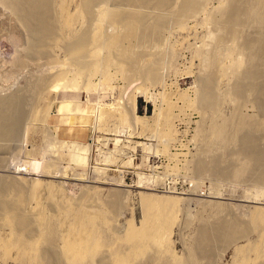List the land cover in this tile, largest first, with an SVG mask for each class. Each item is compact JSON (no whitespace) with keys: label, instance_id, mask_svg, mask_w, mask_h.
I'll list each match as a JSON object with an SVG mask.
<instances>
[{"label":"rangeland","instance_id":"1","mask_svg":"<svg viewBox=\"0 0 264 264\" xmlns=\"http://www.w3.org/2000/svg\"><path fill=\"white\" fill-rule=\"evenodd\" d=\"M8 1L0 0V98L10 96L13 93L17 96L19 94L20 98L23 96L21 98L23 103H20L23 115L19 114L22 115V118L19 117V126L16 129L18 132L15 131L14 134L16 135L11 138L14 139H10L11 141L8 140V142L5 140L6 142L2 144L5 146L0 145V178L3 180H0V185L12 188L13 186L16 187L15 183H17L18 189L13 187V190L7 191L10 190L7 187L5 191L0 186V195L4 191L0 199L2 201L7 199L6 205L12 207V209L16 204L18 207V201L21 202L22 200L20 207L15 206L18 209L17 211L21 208L20 212L14 211L15 208L13 210L6 208V210L9 211L10 209V211L19 213L18 215L23 214V217L26 215V219L32 226L27 221L29 225L27 223V227L24 228L27 229L31 226L32 229L29 228V231H27L28 229L25 230L24 228L19 230L17 226L15 228L14 224L9 220L7 221L8 217L3 216L4 214L8 215L5 213L7 211L4 210L5 212L3 211L4 214H2V208H0V212H2L0 213V242L15 240L14 237H18L15 234L18 230L17 234H23L22 236L29 241L39 240L38 245L41 247L39 248L41 252L37 251L40 256L38 255L36 262V260L31 261V256L21 255L18 248H12L7 253L4 252V249H0V264H38V258L41 259L39 264H56L58 262L54 263V261L57 258L56 261H61L58 264H77L67 261L64 257L63 243L66 237L69 238L73 225L75 226L77 218L75 215L81 213V217L84 211L85 213L89 211L88 213L95 215L94 230L98 232H96L98 235L100 234V237H98L101 238L100 240L104 244L101 249L102 252L101 250L99 253L97 252L90 263L113 264L116 251L127 252V255L132 253L133 244L125 239V233L128 234L127 230H129L128 227L130 228V223L137 227L142 226L141 223H143L146 216L144 202L146 195H153L151 197L157 199V201L160 200V203H165L170 197H179L180 199L176 204L178 210H176L175 221L171 224V233H169V250L162 247L163 244L160 245L161 248L153 246L145 252L146 254L140 255L141 258L140 256L138 258L132 257L134 264H205L207 261L208 264H240L239 261L242 260L246 249L248 250L246 255L249 254L248 257L253 258V264H264V256L257 254L258 252L254 250L253 246L264 243L261 237L264 226L257 223L256 225L253 222V217L251 218V213L255 210V207L264 210V175L261 173V170L264 173V168H262L264 167V155H261L262 161L261 159L258 161L257 158L256 161L258 162H255L254 157L258 156L256 152L250 149L253 147H247V149H250L249 151L246 148L242 150L245 146L241 143V141L244 142L243 137L246 133H250L249 136L246 135L247 137L254 133L256 135L253 136L254 142L259 141L261 145L257 143V146L260 150L263 149L264 152V99L262 101L263 94L260 95V90H264V86H262L264 85V1L204 0V2L198 0V2L197 0H167L169 3L167 5V2L163 0H151L150 3L147 1L148 3L146 2L147 4L144 3L142 6L139 5L140 3H136L137 6H135L132 4L133 0H131L132 2L121 0L123 2L120 1V3L118 0H105L104 2L99 0L100 3H98V0H92L97 2L95 4L94 2L91 3V0H52L50 3L48 2L51 5H49L50 10H52L49 12L54 13L53 20L56 19L54 22H58L57 25L60 26L57 28L53 24L57 28V32L53 30L54 35L58 33V36L51 37L52 40L50 38V41L49 37L47 40V35L43 34L45 29L42 30L44 31L42 35L50 42L48 43L45 40L47 44L44 43L45 46L42 45L44 41H40L42 37L38 36L41 32L40 29H43V25L42 27L39 25V31L35 27L39 33L34 32L33 26L32 30H30L31 26H27L29 22H31L30 25H38V18H31L32 20L36 19L33 21L36 25L32 24L29 19L28 23L22 21L21 16L13 12L12 4ZM86 2H90L92 5L89 6L90 3H88L87 6ZM258 2L260 3L257 4ZM80 4L81 6H79ZM83 5L84 7L85 5L88 8L90 7V9L87 7L84 9ZM21 6L23 5L21 4ZM191 9L193 12H191ZM62 10L65 12L62 13ZM88 10L89 12L92 11L89 14L84 13ZM106 10L110 11V14L109 11L107 13V15H110V18L108 15L109 19L115 12L116 14L120 12V15L123 14L124 18L130 12L140 14L138 17H141V19L138 18L139 21L135 20L137 22L132 23L135 24L134 36L126 40V43L122 42L128 53L131 50L130 57L127 56L124 61L122 59L127 55V51L125 47H120L122 43L117 46L123 48L122 51L118 48L122 54L125 51L124 57L119 53L120 51H115L116 46L111 50L113 42L109 43L108 40L115 39L116 35H118V38L120 35L124 37L128 31L127 27L130 26L126 27L127 24L125 25V23L129 21L126 20L127 22H125V19H122L121 22V17L118 22H112L113 20L107 22V15L102 13ZM113 10L115 11L113 12ZM85 14L89 16H85ZM90 14L94 15L91 17ZM100 14L103 15V17L100 16L101 18L107 19H101L103 22L99 23L101 21ZM48 15V21L53 22L52 17H50L52 14ZM69 17L70 20L73 17L74 25L72 21L70 22L73 28L71 26L69 28L65 24V18L69 19ZM38 20L40 22V19ZM62 23L66 25L65 31L62 30L64 28ZM110 23L112 25L114 23V25L120 24L117 28L111 26ZM99 26L104 30L106 29L105 31L100 30V32L104 31L103 37L105 38L104 40L102 37L104 41L101 45L95 41V34L90 35L91 32L97 31ZM55 28L52 27V29ZM59 28L62 32H65V34L63 33L64 36L59 34L61 33L58 30ZM87 30L90 32L89 35L86 33L88 35L87 39L89 37L87 41H94L95 46L89 44V49L87 44L90 42H87V47L85 46L87 51H84L89 53V49L90 54L86 53V56L83 54L84 61L81 57L80 61L78 59L74 61L72 54L69 53L71 49L69 50L67 46L71 44L69 40L75 41L72 37H79V34L82 35L81 37L85 36ZM98 32H95L96 35H98ZM100 32L99 34L102 35V32ZM33 33L37 36H34ZM60 35L63 36V39ZM37 37L40 38L39 41L36 40ZM106 39L111 45L109 48L106 45ZM35 42L37 43L36 46L38 45L37 47L44 48L39 49L31 44H35ZM64 43L68 48L63 46ZM96 46H99V48ZM95 51L97 54H95ZM119 56L123 58L119 59ZM132 57L133 59L129 60ZM108 60H112V62ZM126 60L131 62L126 63ZM81 61L82 64H80ZM153 61L156 67L151 64ZM132 63L134 65H131ZM147 65L148 68H152V66L156 70L159 68L157 70L159 72L157 74L156 72H154L155 74L152 73L153 69L149 70ZM95 66L97 67L96 71L93 69ZM147 69L152 74L145 71ZM65 70L66 72H63ZM61 71L63 74L60 73ZM146 72L152 75L151 79L149 78L151 75L145 74ZM252 73L256 77L251 76ZM60 74L66 76L64 78H61L62 76L58 77ZM212 74L216 75V79ZM256 74L259 77L261 76L262 79L257 77ZM204 80L216 81L215 85L211 82L212 86L214 85L213 89H209L207 83L211 84L206 83ZM75 81L79 84H74ZM87 82L94 84L91 91L84 89ZM70 84L76 85V87L71 88ZM239 84L243 85L245 91L242 88L240 89L241 86L238 87ZM57 85L59 86L55 87ZM231 85L233 87L236 85L237 87L234 88L239 89L242 93ZM253 85L255 86L252 87ZM202 87L212 90V98L209 91ZM258 87H262V89L259 90ZM201 89L208 91L206 93L210 96V102L205 99L206 93L203 95ZM235 90L240 94H235ZM199 93L205 98H201ZM256 93H259V95ZM217 95L218 98H215ZM256 96L260 99L258 100ZM133 99L136 103L135 108L133 107ZM196 99H200V103ZM168 102L173 104V110L170 120L171 125L169 124L167 127L165 112ZM203 105L205 108L202 107ZM129 106H132V108ZM133 108L138 119H134L136 122L131 120V123H129V120L128 123L125 121L127 124L124 123L121 119L122 111L124 113L125 109L132 110ZM107 110L108 112H106ZM133 121L134 123H132ZM215 125H222V127L227 125L225 127L227 130L223 128L224 133H221L224 136L221 134L219 136V133L216 135L215 130L217 128ZM68 129L77 130L84 137H72ZM252 130L255 131L252 132ZM165 131L169 133L166 135ZM255 137L257 141H255ZM250 138L252 139V137ZM64 141H66V148L62 144ZM78 143L87 146V150L82 152V157H86L84 166L71 161L70 153L77 151ZM241 146L243 147L241 148ZM247 151L249 153H245ZM215 163L217 164L215 165ZM202 164L204 166L201 167ZM220 164L222 165L220 166ZM254 165L259 168L256 166L254 168ZM34 166L40 176L15 173L18 168H34ZM44 172L47 174L45 175ZM55 172L58 176L54 175ZM13 173L14 175H12ZM77 173H81L84 177ZM75 174L79 176L76 177ZM259 175L262 177H259ZM12 176L25 178L26 183L24 184H28L25 187ZM10 177L13 179L11 180ZM33 178L41 180V186L37 190L33 188ZM259 178L263 180L260 181ZM4 179L8 182L11 181L7 184ZM15 180L17 182H14ZM18 183L23 185V188L20 185L18 186ZM119 185L121 187H118ZM111 188L124 190L120 200V202L123 200L121 202L122 206L120 204L121 208L119 206L117 209L113 206V198H111L113 197L111 192L113 190ZM21 195L22 197H20ZM9 202L11 203L7 204ZM12 203L16 204L12 206ZM241 209L243 212H241ZM237 214L238 216H235ZM224 219H226L225 222ZM239 219L247 222L244 225L243 221ZM215 220L217 225L218 222L219 225L223 223L228 225V223L232 224L234 221L236 222L233 224H237L239 221L240 224H238L246 227L243 229L247 230V233L244 230L240 232L242 234L236 232L241 240L238 237L236 239V234L232 235L233 240L236 241L228 238L227 243L230 239L235 242L233 244H227L226 241V244L223 243L224 241L217 242L215 245V248H217L214 251L216 254L213 252L210 259H207L206 256L204 259L201 250L203 238L200 237L204 236L208 228L213 229V224L216 225ZM220 222L222 223L220 224ZM205 225H209L208 228ZM22 229H24L23 232ZM203 229L206 231L203 232ZM198 244L201 246L199 247ZM217 244L226 247L220 246V248ZM252 248L254 251H252ZM199 250L201 251L199 252ZM239 252L240 254H238ZM53 253L56 254V258H53ZM111 253H114V255ZM173 254L177 257H174ZM173 260H177V262ZM90 263L87 261V264Z\"/></svg>","mask_w":264,"mask_h":264},{"label":"bare ground","instance_id":"2","mask_svg":"<svg viewBox=\"0 0 264 264\" xmlns=\"http://www.w3.org/2000/svg\"><path fill=\"white\" fill-rule=\"evenodd\" d=\"M10 1V2H9ZM8 2L9 3H11L12 4V7H13V12H15L16 14H19V16H21V18L23 19L22 21H26V23H28V19L29 20H31L32 21V24L34 23L33 21H35L37 18L38 19H40V22H39V20L37 19V24L38 25H36L35 23V25L36 26H34V25H30L31 24V22H29L28 24H27V26L28 27H30V30H32L31 28H32V26H33V29H34V32H37V33H39L38 31H39V29L38 28H40V26L39 25H41V27H42V25H43V29H40V35H38V36H40V37H42V38H44L43 40H42V38H41V42L42 41H44V42H42V45L45 43V37L42 35V32H44L43 34H45V35H47L46 36V38H47V40H48V37H49V41H50V38L52 37V38H54V37H56V36H58V33L57 34H55L54 35V32H57L56 30H57V28L60 26H58L57 25V23L56 22H54V20L56 21V19H54L53 20V17H54V13H51V12H49V11H52V10H50V2L52 1V0H9ZM86 1H88V0H86ZM102 1V0H101ZM105 0H103V2H104ZM119 1V3H120V1L121 0H118ZM129 1H131V0H129ZM128 0H124V2H129ZM149 1H151V0H133V2H132V4L133 5H135V6H137L136 5V3H140L139 5H144V3L145 4H147ZM163 1H166L167 2V0H163ZM175 1V0H174ZM183 1V0H182ZM198 1V0H197ZM196 1V2H197ZM202 1H204V0H202ZM201 1V2H202ZM260 1V0H259ZM264 1V0H263ZM49 2V3H48ZM82 2V1H81ZM85 2V1H84ZM91 3H93L94 1H90ZM90 2H86L87 3V6H88V3H90ZM110 2V1H109ZM121 2H123V1H121ZM130 2V3H131ZM147 2V3H146ZM185 2V1H184ZM183 2V3H184ZM199 2V1H198ZM205 2V1H204ZM261 2V1H260ZM260 2H258L257 4H259ZM83 3V2H82ZM85 3V4H86ZM90 3V5L89 6H91L92 4ZM95 3H97V2H94V4ZM98 3H100L99 2V0H98ZM102 3V2H101ZM118 3V2H117ZM141 3H143V4H141ZM150 3V2H149ZM163 3H165V2H163ZM163 3H161L162 5H163ZM21 4L23 5V6H21ZM152 4V3H151ZM157 4H159V3H157ZM169 3L167 2V5H168ZM182 4V3H181ZM198 4V3H197ZM264 4V3H263ZM10 5V4H9ZM50 5V6H49ZM193 5H196V4H193ZM200 5V4H199ZM53 6V5H52ZM54 6H55V4H54ZM79 6H81V4L79 5ZM86 5H85V7H87ZM94 6V5H93ZM164 6H165V4H164ZM184 6H185V3H184ZM183 6V7H184ZM198 6V5H197ZM201 6V5H200ZM11 7V8H12ZM84 7V5H83V8L84 9H86ZM95 7V6H94ZM195 7V6H194ZM234 7H235V5H234ZM7 8V7H6ZM52 8H54V7H52ZM63 8V7H62ZM82 8V7H81ZM88 8V7H87ZM92 8V7H91ZM181 8V7H180ZM188 8V7H187ZM55 9V8H54ZM54 9H53V12H54ZM88 9H90V7L88 8ZM105 9V8H104ZM192 9H197V8H192ZM192 9H191V12H193L192 11ZM199 9V8H198ZM236 9V8H235ZM234 9V10H235ZM63 10H65L64 8H63ZM62 10V11H63ZM231 10V9H230ZM66 11V10H65ZM65 11H63L62 13H64ZM84 11V10H83ZM83 11H82V13H83ZM87 11V10H86ZM92 10H90V12H91ZM109 11V10H108ZM108 11L106 10V11H102V13L103 14H106L107 15V13H108ZM112 11V10H111ZM115 10H113V12H114ZM116 11H119V10H116ZM183 11V10H182ZM181 11V12H182ZM187 11V10H186ZM89 12V10H88V12H84V13H90ZM126 12V11H125ZM239 12V11H238ZM67 13V12H66ZM83 13V14H84ZM93 13V12H92ZM101 13V12H100ZM117 13H119V14H116V12L113 14V16L111 17V19H109L110 18V11H109V18H108V15L106 16L107 18V22H108V20L110 21H112V22H118V20L120 21V18H121V22L125 19V22H127V21H129V22H127V23H125V25H126V27L128 26V25H130V26H128L127 28H128V31H127V33H125V36L123 37L122 35H120V37L118 38L117 36L118 35H116L114 38L115 39H113L112 37H111V39H113V40H110L109 38H107V39H109L108 40V42L109 43H111V41L113 42L111 45H112V49L111 50H113V47L114 46H116V48L117 49H115V51H120V47L122 46L123 48L125 47V46H123L124 44V42L126 41V40H128V39H130L131 37H133L134 36V34H133V30H135L134 28H135V24H132V23H134L135 22V20H137L139 17V15H137L138 14V12H136V13H134V12H130V14H125L126 15V17L128 18H124L123 17V14H122V16L120 15V12H117ZM183 13H184V11H183ZM187 13V12H186ZM48 14H52L50 17H52V19L51 20H53V22L52 21H48ZM88 14H85V16L86 15H88ZM112 14V13H111ZM180 14V13H179ZM189 14H190V12H189ZM188 14V15H189ZM68 15H69V13H68ZM76 15V14H75ZM80 15V14H79ZM91 15V14H90ZM94 14H92L91 15V17L93 16ZM181 15V14H180ZM183 15V14H182ZM228 15V14H227ZM47 16V17H46ZM56 16V15H55ZM81 16V15H80ZM84 16V15H83ZM89 16V15H88ZM96 16V15H95ZM101 16V14L99 15V17ZM185 16V15H184ZM187 16V15H186ZM230 16V15H229ZM4 17V16H3ZM56 17H58V16H56ZM55 17V18H56ZM75 17V16H74ZM101 17H103V15L101 16ZM100 17V20L101 19H105V18H101ZM227 17V16H226ZM20 18V17H19ZM31 18H36L35 20H32ZM62 18V17H61ZM67 18V17H66ZM65 18V20H66V22H65V24L70 28V26L72 27V24H73V17H71V19L72 20H70V17H69V19H66ZM79 18H81V17H79ZM78 18V19H79ZM87 18V17H86ZM96 18V17H95ZM82 19V18H81ZM105 19V20H106ZM123 19V20H122ZM139 19H141V17L139 18ZM75 20V19H74ZM77 20V19H76ZM127 20V21H126ZM72 21V24L70 23ZM78 21V20H77ZM76 21V22H77ZM99 21V20H98ZM137 21H139V20H137ZM136 21V22H137ZM100 22H103L102 20L101 21H99V23ZM105 22V21H104ZM111 22V23H112ZM135 22V23H136ZM162 22V21H161ZM40 23V24H39ZM96 23V22H95ZM94 23V24H95ZM110 23V25L111 26H119V24L120 23H118V25H112ZM124 23V22H123ZM53 24H55V26H57V28H55V26H53ZM59 24V23H58ZM63 24V23H62ZM65 24H63L64 25V28L62 29V27H61V29L63 30V31H65L66 30V25ZM97 24H98V22H97ZM117 24V23H116ZM122 24V23H121ZM74 25V24H73ZM90 25V24H89ZM88 25V26H89ZM27 26H25L26 28H28ZM39 26V27H38ZM96 26V25H95ZM101 26H103V25H101ZM101 26H99V28H98V30L97 31H99L100 32V30H104L103 28H105L104 26H103V28H100ZM123 26V25H122ZM35 27L37 28V30L35 29ZM52 27H54L55 29H52ZM67 27V28H68ZM91 27V26H90ZM97 27V26H96ZM73 28V27H72ZM87 28H89V27H87ZM86 28V29H87ZM118 28V27H117ZM45 29V30H44ZM60 28L58 29L61 33H59V34H62L63 35V33L65 34V32H62V30H61ZM91 29V28H90ZM29 30V29H28ZM29 30V31H30ZM36 30V31H35ZM42 30H44V31H42ZM51 30H52V32H53V30H54V32L52 33L51 32ZM92 30V29H91ZM96 30V29H95ZM106 30V29H105ZM104 30V31H105ZM230 30H231V28H230ZM93 31V30H92ZM97 31H95V32H97ZM104 31H101L100 33L102 34V35H100L99 34V32H98V35H96L97 33H95V32H88V30H87V32H85V36H83V37H81L82 35H80L79 34V37L78 36H74V37H72V39L74 38V40L75 41H71V39L69 40L70 41V46L69 45H67L68 47H66L65 46V43H64V45L63 46H65L66 48H68L69 50L71 49V52L69 51V53H71L72 55L71 56H73V58H74V61H76L77 59H78V61H80L81 60V58H82V56H83V54L85 55L86 53H88V52H85V51H87L85 48L87 47L86 46V43L87 42H90V43H88L87 45H88V48L90 49V45L89 44H94V41H87L88 39H89V37H88V39H87V36L89 35V33H90V35L91 34H95V41H97L100 45L102 44V42L105 40V38L103 37V33H104ZM114 31V30H113ZM50 35H48V34ZM86 33H88V35H86ZM135 33V32H134ZM34 34V33H33ZM54 36H53V35ZM69 34V33H68ZM67 34V35H68ZM71 34V33H70ZM108 34V33H107ZM42 35V36H41ZM52 35V36H51ZM62 35H60L61 36V39H63V36ZM72 35V34H71ZM93 35H92V38H93ZM124 35V34H123ZM34 36H37V35H35L34 34ZM66 36V35H65ZM109 36V35H108ZM113 36V35H112ZM225 36V35H224ZM75 37H77V38H79L78 40H76L77 38H75ZM102 37H103V39H102ZM107 37V36H106ZM14 38V37H13ZM35 38V37H34ZM52 38H51V40H52ZM70 38H71V36H70ZM170 38V37H169ZM39 37H37V39L36 40H38L39 41ZM65 39V38H64ZM94 39V38H93ZM93 39H91V40H93ZM107 39H106V45L108 46V48L111 46V45H109V43L107 42ZM117 39V40H116ZM123 39V40H122ZM254 39V38H253ZM15 40V39H14ZM35 40V39H34ZM33 40V41H34ZM46 40V41H47ZM55 40V39H54ZM58 40V39H57ZM56 40V41H57ZM66 40L68 41V38L66 37ZM66 40H64V41H66ZM16 41V40H15ZM37 41V42H38ZM68 41V42H69ZM41 42H40V45H41ZM48 42V41H47ZM53 42V41H52ZM92 42V43H91ZM104 42V43H105ZM123 42V43H122ZM48 43H50V42H48ZM57 43V42H56ZM98 43H96V45H98ZM103 43V44H104ZM108 43V44H107ZM119 43H122V45H120ZM126 43V42H125ZM241 43V42H240ZM32 45H35L36 46V42H35V44H33V43H31ZM46 44V43H45ZM45 44L43 45V46H45ZM120 45V47H118L117 45ZM39 45V46H40ZM41 45V46H42ZM47 45V44H46ZM51 45V44H50ZM49 45V46H50ZM30 46V45H29ZM34 46V47H35ZM38 46V45H37ZM36 46V48H39V49H41V48H44V47H37ZM86 46V47H85ZM93 47L95 46V44L94 45H92ZM104 46H105V44H104ZM103 46V47H104ZM48 47V46H47ZM97 48H99V46H96ZM100 47H102V46H100ZM35 48V50H37ZM97 48H95V49H97ZM118 48H120V49H118ZM122 48V49H123ZM128 48V47H127ZM32 49V48H31ZM30 49V50H31ZM34 49V48H33ZM52 49H53V47H52ZM88 49V51H89V53L88 54H90V50ZM122 49H121V51H122ZM85 50V51H84ZM92 50H93V48H92ZM125 50L127 51V49H126V47H125ZM128 50H130V49H128ZM172 50V49H171ZM231 50V49H230ZM32 51V50H31ZM117 51V52H118ZM121 51L119 52L120 54H122L121 53ZM33 52V51H32ZM43 52V51H42ZM50 52V51H49ZM92 52V51H91ZM96 52V51H95ZM161 52V51H160ZM31 53V52H30ZM35 53V52H34ZM38 53V52H37ZM40 53H41V51H40ZM68 53V54H69ZM113 53H114V51H113ZM124 53H125V51H124ZM123 53V54H124ZM130 53H131V50H130ZM130 53H128V51H127V55H125V58H123L124 56H123V54H122V56L123 57H121V56H119V59H121V58H123L122 60L124 61L125 59H126V57L128 56V57H130L129 55H130ZM33 54V53H32ZM44 54V53H43ZM95 54H97V52L95 53ZM111 54H112V52H111ZM120 54H118V55H120ZM217 55V54H216ZM86 56V55H85ZM132 56V55H131ZM261 56V55H260ZM264 56V55H263ZM81 57V58H80ZM84 57V56H83ZM111 57H113L112 55H111ZM149 57V56H148ZM72 58V59H73ZM114 59H115V57H113ZM112 58V59H113ZM156 58V57H155ZM76 59V60H75ZM80 59V60H79ZM107 59H109V58H107ZM114 59H113V62H114ZM133 59V57L130 59L129 58V60H132ZM153 59H154V56H153ZM227 59V58H226ZM59 60V59H58ZM127 60H128V58H127ZM126 60V63L128 62V63H130L129 61H127ZM150 60V59H149ZM161 60V59H160ZM159 60V61H160ZM262 60V59H261ZM54 61V60H53ZM82 61H84V59L82 58ZM82 61L80 62V64H82ZM103 61V60H102ZM108 61H110V60H108ZM118 61V60H117ZM117 61H115V62H117ZM119 61H121V60H119ZM152 61V60H151ZM158 61V60H157ZM223 61V60H222ZM258 61V60H257ZM264 61V60H263ZM262 61V62H263ZM20 62V61H19ZM110 62H112V60L110 61ZM109 62V63H110ZM133 62V61H132ZM139 62V61H138ZM162 62V61H161ZM237 62V61H236ZM236 62H234V63H236ZM260 62V61H259ZM17 63V62H16ZM76 63V62H75ZM78 63V62H77ZM119 63V62H118ZM122 63V62H121ZM149 63H150V61H149ZM157 63V62H156ZM220 63H221V61H220ZM219 63V64H220ZM231 63H232V61H231ZM240 63V62H239ZM258 63V62H257ZM20 64V63H19ZM22 64V63H21ZM20 64V65H21ZM24 64V63H23ZM85 64V63H84ZM96 64H97V62H96ZM95 64V65H96ZM98 64H99V62H98ZM101 64V63H100ZM111 64V63H110ZM114 64V63H113ZM135 64H136V62H135ZM152 65H154V67H156L155 66V64H154V61L151 63ZM158 64V63H157ZM160 64V63H159ZM117 65V64H116ZM123 65V64H122ZM131 65H134L133 63L131 64ZM142 65H143V63H142ZM146 65V64H145ZM149 65V64H148ZM148 65H147V68H148ZM162 65V64H161ZM210 65V64H209ZM236 65V64H235ZM234 65V66H235ZM262 65V64H261ZM19 66V65H18ZM23 66V65H22ZM97 66V65H96ZM92 67L93 69H94V71H96L97 70V67ZM101 66H102V64H101ZM144 66V65H143ZM150 66V65H149ZM159 66V65H158ZM224 66H226V65H224ZM238 66V65H237ZM100 67V66H99ZM131 67V66H130ZM133 67V66H132ZM137 67V66H136ZM151 67V66H150ZM160 67V66H159ZM219 67V66H218ZM259 67V66H258ZM120 68V67H119ZM124 68V67H123ZM122 68V69H123ZM158 68V67H157ZM235 68V67H234ZM239 69H240V66L238 67ZM256 68V67H255ZM254 68V69H255ZM90 69V68H89ZM137 69H138V67H137ZM146 69V68H145ZM149 70H152L153 69V66H152V68H148ZM148 69L147 70H145V71H148ZM155 70H156V68H154ZM153 69V71H151L152 73H154V72H156V74L159 72H157V70L159 69H157L156 71ZM236 69V68H235ZM235 69H234V71H235ZM260 69V68H259ZM219 70V69H218ZM221 70H222V68H221ZM237 70V69H236ZM139 71H141V70H139ZM226 71V70H225ZM238 71V70H237ZM240 71V70H239ZM259 71V70H258ZM63 72H66V70L65 71H63ZM135 72V71H134ZM148 72H150V71H148ZM150 72V73H151ZM215 72V71H214ZM220 72V71H219ZM229 72V71H228ZM247 72V71H246ZM246 72H244V73H246ZM257 72V71H256ZM262 72V71H261ZM59 73V72H58ZM61 74H63L62 73V71L60 72ZM140 73V72H139ZM148 74L147 72L145 73V74H148V75H151V74ZM212 73V72H211ZM216 73V72H215ZM235 73V72H234ZM248 73V72H247ZM254 73V72H253ZM252 73V75L251 74H247V75H251V76H254V77H256L254 74ZM57 74V73H56ZM58 75V77L60 76H62V75ZM64 74H66V73H64ZM144 74V73H143ZM144 74V75H145ZM155 74V73H154ZM153 74V76L155 77V75ZM210 74V73H209ZM217 74V73H216ZM258 74V73H257ZM256 74V75H257ZM260 74V73H259ZM258 74V75H259ZM213 76H215L214 78L216 79V75L215 74H212ZM241 75V74H240ZM243 75H245V74H243ZM242 75V76H243ZM257 75V77H259ZM263 75V74H262ZM66 75H63L61 78H64ZM139 76V75H138ZM141 76V75H140ZM160 76V75H159ZM206 76V75H205ZM236 76H238V75H236ZM264 76V75H263ZM145 77V76H144ZM143 77V78H144ZM151 77H152V75L151 76H149V78L151 79ZM158 77V76H157ZM247 77V76H246ZM261 77V76H260ZM259 77V78H260ZM57 78V77H56ZM142 78V79H143ZM147 78V77H146ZM203 78V77H202ZM206 78H208V77H206ZM210 78V77H209ZM208 78V79H209ZM247 78H249V77H247ZM258 78V79H259ZM42 79V78H41ZM154 79V78H153ZM211 79H212V77H211ZM210 79V80H211ZM242 79H245V78H242ZM251 79V78H250ZM256 79V78H255ZM260 79H262V77L260 78ZM57 80H59V79H57ZM73 81L75 80V78L74 79H72ZM77 80V79H76ZM149 80V79H148ZM203 80V79H202ZM209 80V81H210ZM247 80V79H246ZM257 80V79H256ZM73 81H70L71 83L73 82ZM78 81V80H77ZM77 81H75V83L74 84H79V82H77ZM156 81V80H155ZM160 81V80H159ZM204 81H206V80H204ZM209 81H206V83L207 82H209ZM250 81V80H249ZM254 81V80H253ZM258 81V80H257ZM104 82V81H103ZM148 82V81H147ZM154 82V81H153ZM156 82H158V81H156ZM155 82V83H156ZM212 82V81H211ZM211 82H209L210 84H211ZM216 82V81H215ZM214 81L212 82L214 85L216 84ZM251 82V81H250ZM255 82V81H254ZM253 82V83H254ZM260 82V81H259ZM258 82V83H259ZM235 83V82H234ZM41 84V83H40ZM200 84H202V83H200ZM256 84V83H255ZM71 86V88H75L76 87V85H73V84H70ZM94 84H91L90 82H87V83H85V85H84V89L85 90H87V91H91L92 90V88L94 87L93 86ZM205 86H206V84H204ZM204 85H202V86H204ZM207 85H208V88L209 89H213V86H212V84L211 85H209L208 83H207ZM39 86V85H38ZM59 85H57V86H55V87H58ZM68 86H69V84H68ZM212 86V88H210ZM232 86V85H231ZM236 86V85H235ZM234 86V87H235ZM239 86H241L240 84L238 85V87ZM255 85H253L252 87H254ZM262 86H264V85H262ZM69 87V88H70ZM142 87V86H141ZM233 87V86H232ZM233 87V88H234ZM237 87V86H236ZM36 88V87H35ZM79 88V87H78ZM77 88V89H78ZM100 88H101V86H100ZM203 88V87H202ZM232 88V89H233ZM243 89L244 90V88H243V85L240 87V89ZM259 88V90L260 89H262V87H258ZM203 89H207V88H203ZM203 89H201V90H203ZM234 89H237V88H234ZM251 89V88H250ZM249 89V90H250ZM264 89V88H263ZM208 90V89H207ZM206 90V91H207ZM238 91H239V89H237ZM237 90H235V94L236 93H238V94H240L239 92H241L242 93V91H237ZM256 90H258L257 88H256ZM258 90V91H259ZM205 90H203L202 91V94L204 95L205 93H206V91L204 92ZM209 91V94H210V96L212 95L211 94V91L212 90H208ZM207 91V92H208ZM216 91V90H215ZM214 91V92H215ZM237 91V92H236ZM245 91V90H244ZM261 91V92H260ZM259 92H260V95H262L263 94V96H264V90H260ZM200 92V91H199ZM231 92V91H230ZM234 92V91H233ZM254 92V91H253ZM18 94V93H17ZM209 94H205L206 95V98L204 97V96H202V95H200V93H199V95H200V97L201 98H205V99H207L209 102H210V99H209V97L210 96H208ZM243 94H245V93H243ZM243 94H242V96H243ZM257 94V93H256ZM199 95H198V97H199ZM257 95H259V93L257 94ZM135 96V95H134ZM262 96V98H261V100L263 101V99H264V97ZM23 97V96H22ZM21 97V98H22ZM208 97V98H207ZM257 97V96H256ZM21 98H20V96H19V94H18V96L15 94L14 95V93L12 94V95H10V96H6V97H1L0 98V145L1 146H5V145H2V144H4V142H6L5 140H7V142H8V140H10L11 138H12V136L14 135H16V134H14L15 133V131L16 132H18L16 129H18L17 127L19 126L18 125V123H19V117H21L22 115H23V113H21L22 111H21V109L22 108H20V103L22 104L23 103V101L21 102ZM200 98V99H201ZM211 98H212V96H211ZM215 98H218V95H217V97H215ZM258 98V97H257ZM199 99V100H200ZM205 99H203V100H205ZM260 98H258V100H259ZM132 100V99H131ZM197 100V99H196ZM199 100H197V101H199ZM202 100V99H201ZM260 100V101H261ZM207 101V102H208ZM261 101V102H262ZM202 102H205V101H202ZM132 103V102H131ZM133 103H134V108H135V100L133 99ZM189 103H192V102H189ZM199 103H200V101H199ZM206 103V102H205ZM205 103H203L204 105H205ZM256 103V102H255ZM25 104V103H24ZM198 104V103H197ZM131 105V104H130ZM133 105V104H132ZM200 105V104H199ZM204 105L202 106V107H204ZM210 105V104H209ZM208 105V106H209ZM214 105H215V103H214ZM218 105V104H217ZM262 105V104H261ZM109 106V105H108ZM130 107V106H129ZM174 107H175V105H174ZM201 107V108H202ZM207 107V106H206ZM214 107V106H213ZM130 108H132V106L130 107ZM134 108L132 109V110H128V109H125V112L123 113V111H122V113H121V115H122V117H121V119H122V121H124V123H126L127 121H129V123H131V120H134L135 118H136V120L138 119V117L136 116V114H134ZM199 108V107H198ZM205 108V107H204ZM122 109H124V108H122ZM209 109V108H208ZM79 110V109H78ZM116 110H117V108H116ZM119 110V109H118ZM126 110H128L127 112H126ZM172 110H173V104L171 103V102H168V104H167V107H166V116L164 115V114H162V115H164L165 116V122H167L166 124H167V127H168V125L171 123L170 122V120H171V116H172ZM206 110V109H205ZM204 110V111H205ZM210 110V109H209ZM103 111V110H102ZM114 111V110H113ZM212 111H213V109H212ZM24 112V111H23ZM104 112V111H103ZM106 112H108V110L106 111ZM209 112V111H208ZM112 113H114V112H112ZM111 113V114H112ZM118 113V112H117ZM19 114H22V115H19ZM103 114V113H102ZM105 115V114H104ZM117 115V114H116ZM109 116H111V115H109ZM22 118V117H21ZM105 118V117H104ZM139 118H141V117H139ZM46 119V118H45ZM124 119V120H123ZM121 121V122H122ZM126 121V122H125ZM135 121V120H134ZM134 121L132 122V123H134ZM225 121V120H224ZM235 121V120H234ZM136 122V121H135ZM228 122V121H227ZM245 122V121H244ZM123 123V124H124ZM128 123V122H127ZM126 123V124H127ZM223 123V122H222ZM221 123V124H222ZM226 123V122H225ZM252 123V122H251ZM264 123V122H263ZM137 124V123H136ZM224 124V123H223ZM164 125H165V123H164ZM171 125V124H170ZM218 125V124H217ZM230 125V124H229ZM125 126V125H124ZM227 126V125H226ZM225 126V127H226ZM237 126V125H236ZM215 127L217 128H215L216 130V132L215 133H217L216 135H218V133H219V136H221V135H223V134H221L223 131H224V129L225 130H227L225 127H224V125H223V127H222V125H219V126H216L215 125ZM254 127V126H253ZM224 128V129H223ZM236 128V127H235ZM245 128V127H244ZM257 128V127H256ZM164 129V128H163ZM232 129V128H231ZM238 129H240V128H238ZM247 129V128H246ZM167 130V129H166ZM170 130H171V128H170ZM170 130H169V132H170ZM213 130V129H212ZM223 130V131H222ZM260 130V129H259ZM246 131V130H245ZM244 131V132H245ZM253 131H255V130H252V132ZM261 131V130H260ZM166 132V131H165ZM168 132V133H169ZM251 132V131H250ZM252 132H251V134H252ZM167 132H166V135L168 134ZM171 133V132H170ZM214 133V134H215ZM224 133V132H223ZM232 133V132H231ZM230 133V134H231ZM258 133V132H257ZM221 134V135H220ZM241 134H242V132H241ZM250 134V133H249ZM249 134H247L246 133V135L247 136H249ZM254 134V133H253ZM250 135V137H252V139L254 138L253 136H256L255 134L254 135ZM170 135V134H169ZM244 136L243 138H244V142H242L241 141V143L242 144H244V146L245 147H243V146H241V148H242V150H244V148H246L247 149V147H253V148H250L253 152H256L257 153V156L258 157H254V161L255 162H258V161H260V159L262 158L261 157V155H264L263 153V149L262 150H260L259 149V146H257V143H259V141H257L256 140V137H255V141H257V143L256 142H254V139L252 140L250 137H247V136ZM258 135V134H257ZM224 136V135H223ZM219 138V137H218ZM240 138H242V137H240ZM258 138V137H257ZM14 139V138H13ZM13 139H11V140H13ZM235 139V138H234ZM4 140V141H3ZM10 140V141H11ZM58 140V139H57ZM225 140H227V139H225ZM68 142V141H67ZM210 142V141H209ZM77 143V142H76ZM58 144V143H57ZM62 144H63V147H65L66 146V141H64V142H62ZM68 144V143H67ZM79 144V143H78ZM219 144H220V142H219ZM260 144V143H259ZM261 145V144H260ZM1 146H0V148H1ZM76 146V145H75ZM263 146V145H262ZM52 147V146H51ZM67 147V146H66ZM65 147V148H66ZM261 147V146H260ZM62 148V147H61ZM238 148V147H237ZM76 149V148H75ZM208 149V148H207ZM250 149H247L248 151L250 150ZM63 150H65L64 148H63ZM87 150V146H85V145H78V148H77V151H75L74 153L72 152V153H70L71 154V161H73V163H76V164H81V166L85 163L86 164V162H85V158L86 157H82V152H84V151H86ZM118 150V149H117ZM116 151V150H115ZM209 151V150H208ZM237 151V150H236ZM245 152V153H249V152ZM60 152V151H59ZM253 152H251L252 154H253ZM240 153V152H239ZM243 154V153H242ZM214 155V154H213ZM249 155V154H248ZM254 155L256 156V154L254 153ZM213 157V156H212ZM249 157H251L250 155H249ZM202 158V157H201ZM222 158V157H221ZM259 160H258V159ZM211 159V158H210ZM252 159H253V157H252ZM251 159V160H252ZM256 159L258 160V161H256ZM212 160V159H211ZM206 161V160H205ZM212 161H214V159L212 160ZM216 161V160H215ZM261 161H262V159H261ZM263 161H264V158H263ZM88 162V161H87ZM202 162H203V160H202ZM201 161H200V163H202ZM251 162V161H250ZM221 163V162H220ZM260 164H261V162H259ZM203 164H205V162H203ZM201 165V167L202 166H204V165ZM213 164V163H212ZM217 163H215V165H216ZM219 164V163H218ZM255 164H257V163H255ZM259 164V165H260ZM87 165H88V163H87ZM210 165H211V163H210ZM222 164H220V166H221ZM252 165V164H251ZM262 165H263V162H262ZM261 165V166H262ZM84 166V165H83ZM206 166H208V165H206ZM211 166H213V165H211ZM255 166L257 167V165H254V168H255ZM264 166V165H263ZM209 167V166H208ZM205 168V167H204ZM242 168V167H241ZM257 168H259V167H257ZM262 168H264V167H262ZM213 169V168H212ZM211 169V170H212ZM215 169V168H214ZM217 169H219V168H217ZM222 169H223V167H222ZM16 170V169H15ZM14 170V171H15ZM221 170V169H220ZM260 170V169H259ZM13 171V172H14ZM209 171H210V169H209ZM213 171H215V170H213ZM212 171V172H213ZM262 172V174L264 175V173H263V170H261ZM10 172H12V171H10ZM51 172V171H50ZM205 172H207V171H205ZM255 172V171H254ZM16 174L17 173H19V174H24V175H27V176H40L39 174H38V170H36L35 169V166H34V168H31V167H28V168H26V167H24V168H18V170L15 172ZM45 173V172H44ZM49 173V172H48ZM100 173V172H99ZM202 173V172H201ZM47 173H45V175H46ZM51 174V173H50ZM77 174H79V173H77ZM234 174V173H233ZM241 174V173H240ZM243 174V173H242ZM12 175H14V173L12 174ZM54 175H56V172L54 173ZM62 175V174H61ZM76 175V174H75ZM79 175H81V173L79 174ZM79 175H76V177L77 176H79ZM56 176H58V174L56 175ZM55 176V177H56ZM83 175H81V177H82ZM13 177V176H12ZM84 177V176H83ZM110 177V176H109ZM254 177V176H253ZM259 177H262V176H260L259 175ZM4 178V177H3ZM11 178V177H10ZM13 178H16V180H19L18 182L19 183H22L25 187H26V185L28 184H24V183H26V180H25V178H17L16 176H14ZM13 178H11V180L13 179ZM96 179V178H95ZM257 179H258V177H257ZM0 180H2L1 178H0ZM5 180V179H4ZM10 180V181H11ZM14 181V182H17V181ZM33 188H35L36 190L41 186V180L38 178H33ZM79 180V179H78ZM98 180V179H97ZM259 180L260 181H262L263 179H260L259 178ZM3 181V180H2ZM6 181V180H5ZM5 181H4V183H5ZM9 181V182H10ZM7 182V184H9V182L8 181H6ZM258 182V181H257ZM12 183H13V181H12ZM18 183V186L20 185ZM198 183V182H197ZM261 183V182H260ZM3 184V183H2ZM14 184V183H13ZM16 185V187H14L12 184H10L11 186H13L15 189L17 188L18 189V187H17V183H15ZM3 185H5V184H3ZM23 185H20V187L22 186V188H23ZM116 185V184H115ZM1 186V188H2V190H4L5 189V191L7 190L6 188L8 187L7 185H5V186H7V187H2V185H0ZM12 187V188H13ZM19 187V188H20ZM118 187H121V185H119ZM8 188H10V187H8ZM12 188H10V190H7V191H11V189ZM32 188V189H33ZM86 188V187H85ZM34 189V190H35ZM51 189V188H50ZM112 189V188H111ZM1 190V189H0ZM13 190V189H12ZM21 190H23V189H21ZM61 190V189H60ZM113 191H111L112 193H113V197H111V198H113L112 200H113V202H112V204H113V206H115L116 208L117 207H119L120 206V204H121V206H122V201L120 202V200H121V195H122V193L124 192V190L123 189H118V188H116V189H112ZM110 191V190H109ZM108 191V192H109ZM14 192V191H13ZM6 193V192H5ZM20 193V192H19ZM89 193V192H88ZM87 193V194H88ZM2 194H4V191H3V193ZM1 194V195H2ZM8 194V193H7ZM0 195V196H1ZM18 195V194H17ZM16 195V196H17ZM111 195V194H110ZM254 195V194H253ZM7 196V195H6ZM123 196V195H122ZM151 196H153V195H151ZM151 196H145V200H144V202H145V205H146V216H145V218H144V221H143V223H141L142 224V226L141 227H137V226H134V225H132V223H130L129 225H130V228L128 227V229L129 230H127L128 231V234L126 235V233H125V236H126V240L128 241V242H131L132 244H133V249H132V253L130 254L129 253V255H127L125 252V254L124 253H122V252H120V251H116L115 252V260L113 261V264H131V263H133L132 262V257H134V258H138L140 255H142V254H144L146 251H148V249L150 250V248L151 247H153V246H158V247H160L161 248V246L160 245H162L163 244V246L162 247H164L166 250H169V246H168V243H169V233H171V228H172V226H171V224H173V221H175V217H176V213H177V211L176 210H178L177 208H178V206L176 205L177 204V202H178V200L180 199L179 197L177 198H175V197H168L169 198V200H167L165 203H160L159 201H157V199L155 200V199H153ZM18 197V196H17ZM20 197H22V195L20 196ZM24 197V196H23ZM1 198H2V196H1ZM15 198V197H14ZM111 198H110V200H111ZM23 199H25V198H23ZM161 199V198H160ZM3 200H4V198H3ZM13 200V199H12ZM20 200V199H19ZM111 200V201H112ZM1 199H0V204L2 205H0L1 207L0 208H2V212L5 210V211H7V212H5L6 214H8V215H5L4 214V212L2 213V212H0V213H2V214H4L3 216H7L8 217V219H7V221L9 220V222H11L12 224H14L15 225V228H16V226H17V229H21V228H24L25 226L27 227V223L29 222L28 221V219H26V215H24V217H23V214H21V215H18L19 213H17V212H20L21 210V208L19 209V211H17L18 209H16V203H12L13 205L12 206H14L15 204V206L13 207V209L15 208L16 210H14V211H17L16 213L14 212V211H10V209H12V207H7V205H6V202H8V200L6 199L5 201H2V203H1ZM15 201V200H14ZM79 201V200H78ZM208 201V200H207ZM19 202V206L18 207H20V204H22L21 202H22V200H21V202L20 201H18ZM17 202V203H18ZM24 202H25V200H24ZM210 202V201H209ZM252 202H254V201H252ZM5 203V204H4ZM11 202H9V203H7V204H10ZM75 204V203H74ZM83 204V203H82ZM213 204V203H212ZM223 204V203H222ZM121 206H120V208H121ZM229 206V205H228ZM17 207V208H18ZM114 207V208H115ZM219 207H220V205H219ZM222 207V206H221ZM244 207V206H243ZM6 208H10L9 209V211H8V209L6 210ZM119 208V209H120ZM227 208V207H226ZM225 208V209H226ZM229 208H230V206H229ZM12 209V210H13ZM83 209V208H82ZM118 209V208H117ZM216 209V208H215ZM219 209V208H218ZM222 209V208H221ZM220 209V210H221ZM81 210V209H80ZM229 210V209H228ZM231 210V209H230ZM84 211V210H83ZM180 211V210H179ZM238 211V210H237ZM87 212V211H86ZM89 212V211H88ZM85 213V211H84V213H82V216H84V217H80V214L81 213H78V215L76 216L75 215V217H77L76 218V221H75V226L73 225V227H72V232H71V234H69L70 236H69V238L68 237H66V240H65V242L63 243L64 245H63V253L65 254V256H64V254H63V256L64 257H66V259H67V261H69V262H71V263H77V264H84V262H85V264H87V261H89V263L93 260V257L94 256H96V254H97V252L99 253V251L103 248V242H101L102 240H100L99 239V235L97 234L98 232L97 231H95L94 230V224H93V221L95 222L96 220H94L95 219V215H91V213ZM239 212V211H238ZM241 212H243L242 211V209H241ZM106 213V212H105ZM231 213V212H230ZM230 213H228V214H230ZM240 213V212H239ZM84 214V215H83ZM93 214V213H92ZM249 214V213H248ZM247 214V215H248ZM252 215H251V218L253 217V222H255V224L257 223V224H260V225H262V226H264V210H263V208H256L255 207V210L254 211H252V213H251ZM2 216V217H3ZM38 216V215H37ZM99 216V215H98ZM225 216V215H224ZM235 216H238V214L237 215H235ZM28 217V216H27ZM194 217V216H193ZM241 217V216H240ZM4 218V217H3ZM28 218H31V217H28ZM86 218H87V220H86ZM98 218V217H97ZM104 218H106V217H104ZM225 218V217H224ZM229 218V217H228ZM232 218H234L233 216H232ZM231 218V219H232ZM239 218V217H238ZM245 218V217H244ZM66 219V218H65ZM227 219V218H226ZM226 219H224L223 221L225 222V220ZM243 219V218H242ZM242 219H239V220H242ZM4 220V219H3ZM72 220V219H71ZM236 220V219H235ZM244 220H246V219H244ZM28 221V222H27ZM32 221V220H31ZM222 221V222H223ZM229 221V220H228ZM233 221V220H232ZM243 221V220H242ZM99 222V221H98ZM214 222V221H213ZM222 222H220V224L222 223ZM231 222V221H230ZM236 221H234V222H232V224L230 223H228V225L226 224H222V225H219V222H218V225H217V223H216V220H215V223H216V225L215 224H213V229L212 230H210V228H208V226L209 225H205V227H207L208 229H207V232L204 234V236L203 237H200V238H203V240H202V247H201V250H202V253H203V255L202 256H204V259L207 257V259L209 258L210 259V255L212 256L213 254V252L214 251H216V248H215V245H216V243L217 242H219V241H221V242H223V243H225V241H226V243H227V239L228 238H230V239H232L233 240V238H232V235H235L236 234V239H237V235H238V233H236V232H242V230H244L245 231V229H243V228H246V227H243V226H241V225H239L240 223H239V221L237 222V224H233V223H235ZM241 222V221H240ZM245 222H247V221H245ZM245 222L243 221L242 223H244V225H245ZM249 222H250V219H249ZM30 223V222H29ZM29 223H28V225H29ZM93 224V226H92V224ZM210 223H212V222H210ZM227 223V222H226ZM239 223V224H238ZM71 224H74V223H71ZM209 224V223H208ZM247 224V223H246ZM249 224V223H248ZM256 224V225H257ZM13 225V226H14ZM30 225H31V223H30ZM96 225V224H95ZM212 225V224H211ZM210 225V227H212ZM254 225V224H253ZM23 226V227H22ZM32 226V225H31ZM31 226L30 227H28L27 229L26 228H24L25 230H27V231H29V228L30 229H32L31 228ZM42 226V225H41ZM259 226V225H258ZM34 227V226H33ZM36 227V226H35ZM34 227V228H35ZM97 227V226H96ZM251 227V226H250ZM43 228H44V226H43ZM5 229V228H4ZM14 229V228H13ZM24 229H22V232H23V230ZM37 229V228H36ZM248 230H249V228H247ZM98 230V229H97ZM205 229H203V232H205L204 231ZM209 230V231H208ZM261 230V229H260ZM17 232H19L18 230H16ZM32 231H34V230H32ZM173 231V230H172ZM247 231V230H246ZM245 231V232H246ZM17 232L15 233L18 237H14V238H16L15 240H11V241H8V240H3V242L1 241L0 242V249H4V252L5 253H7L8 251H10V249L12 250V248L14 249V248H18V250H19V252L21 253V255H24V256H31V261L32 260H36V262H37V257H38V255H39V253L37 252L38 250L40 251L41 249H39V248H41V247H39V240H37V241H29L27 238H25V237H23L22 235H20V234H17ZM97 232V233H96ZM202 232V233H203ZM25 233H27V232H25ZM30 233H31V230H30ZM70 233V232H69ZM201 233V234H202ZM247 233V232H246ZM28 234H29V232H28ZM97 234V235H96ZM200 234V233H199ZM240 234H242V233H240ZM243 234H244V232H243ZM262 240L264 241V228H263V231H262ZM246 235V234H245ZM244 235V236H245ZM31 236V235H30ZM34 236V235H33ZM99 236V237H98ZM121 236V235H120ZM119 236V237H120ZM243 236V235H242ZM21 237H23V238H21ZM41 237V236H40ZM123 237V236H122ZM121 237V238H122ZM234 237V236H233ZM118 238V237H117ZM199 238V241L201 242V239ZM65 239V238H64ZM229 239V242L227 243V244H233V243H235V242H233L232 240H230ZM238 239H239V237H238ZM34 240V239H33ZM117 240V239H116ZM119 240V239H118ZM239 240H241V239H239ZM5 241V242H4ZM63 241V240H62ZM121 241H122V239H121ZM127 241H126V243H127ZM198 241V242H199ZM236 241V240H235ZM115 242V241H114ZM124 242V241H123ZM197 242V241H196ZM260 242V241H259ZM108 243V242H107ZM118 243V242H117ZM222 243V244H223ZM225 243V244H226ZM201 244V243H200ZM164 245H167L166 247L164 246ZM112 246V245H111ZM122 246V245H121ZM198 246H199V244H198ZM197 246V247H198ZM201 246V245H200ZM199 246V247H200ZM217 246H218V244H217ZM220 246H223V245H219L218 247H220ZM250 246V245H249ZM254 246V250L256 251L257 250V254H260V255H262V256H264V243H261V245H253ZM114 247H115V245H114ZM117 247V246H116ZM119 247V246H118ZM196 247V246H195ZM223 247H226V246H223ZM240 247V246H239ZM241 247H242V245H241ZM126 248V247H125ZM221 248V247H220ZM243 248V247H242ZM123 249V248H122ZM127 249V248H126ZM237 249V248H236ZM246 249V248H245ZM251 249V248H250ZM43 250H44V248H43ZM51 250V249H50ZM104 250V249H103ZM120 250V249H119ZM171 250V249H170ZM201 250H199V252L201 251ZM224 250V249H223ZM222 250V251H223ZM237 250H239V249H237ZM242 250V249H241ZM253 250V248H252V251H254ZM112 251V250H111ZM115 251V250H114ZM151 251H152V249H151ZM160 251V250H159ZM198 251V250H197ZM246 252L248 251L247 249L245 250ZM41 252V251H40ZM101 252H102V250H101ZM172 252V251H171ZM237 252V251H236ZM241 252V251H240ZM240 252L238 253V254H240ZM244 252V251H243ZM246 252L244 253V256H243V253H242V256H243V258H242V260L241 261H239L240 262V264H253V261H252V259H250L248 256H250L249 254L248 255H246ZM4 253V254H5ZM108 253V252H107ZM215 254H216V252H214ZM249 253V252H248ZM255 253V252H254ZM43 254V253H42ZM104 254V253H103ZM106 254V253H105ZM110 254V253H109ZM112 254V253H111ZM146 254V253H145ZM148 254V253H147ZM167 254V253H166ZM236 254V253H235ZM53 258L55 257V253H53ZM59 255V254H58ZM62 255V254H61ZM112 255H114V253L112 254ZM149 255V254H148ZM168 255V254H167ZM40 256V255H39ZM104 256V255H103ZM144 256V255H143ZM173 256H174V254H173ZM206 256V257H205ZM239 256V255H238ZM241 256V257H242ZM57 257V256H56ZM55 257V258H56ZM61 257V256H60ZM174 257H177V256H174ZM174 257H173V259H174ZM198 257V256H197ZM255 257H256V254H255ZM113 258V257H112ZM140 258H141V256H140ZM139 258V259H140ZM148 258V257H147ZM159 258V257H158ZM172 258V257H171ZM259 258V257H258ZM58 259V258H57ZM56 259V260H57ZM65 259V260H66ZM110 259V258H109ZM175 259H177V258H175ZM214 259H215V257H214ZM213 258H212V260H214ZM255 259V258H254ZM24 260V259H23ZM39 260L41 261V259L40 258H38V264H39ZM53 260H55V259H53ZM54 261V263L55 262H58L59 263V261L60 260H58V261ZM62 260V259H61ZM110 260H113V259H110ZM238 260V259H237ZM240 260V259H239ZM172 261V260H171ZM174 261V260H173ZM179 261V260H178ZM255 261V260H254ZM43 262V261H42ZM61 262V261H60ZM174 262H177V260L176 261H174ZM212 262V261H211ZM45 263V262H44ZM58 263H56V264H58ZM99 263H101V262H99ZM103 263V262H102ZM201 263V262H200ZM209 263H210V261H209ZM34 264V263H33ZM37 264V263H36ZM41 264V263H40ZM43 264V263H42ZM91 264V263H90ZM96 264V263H95ZM103 264H105V263H103ZM110 264V263H109ZM134 264V263H133ZM193 264H195V263H193ZM203 264V263H202ZM205 264H208V261L207 262H205ZM212 264V263H211Z\"/></svg>","mask_w":264,"mask_h":264},{"label":"crops","instance_id":"3","mask_svg":"<svg viewBox=\"0 0 264 264\" xmlns=\"http://www.w3.org/2000/svg\"><path fill=\"white\" fill-rule=\"evenodd\" d=\"M73 128V127H72ZM69 132H71L72 137L75 136L77 138H83L84 136L82 134H80L81 132L77 131V130H73V129H68Z\"/></svg>","mask_w":264,"mask_h":264}]
</instances>
